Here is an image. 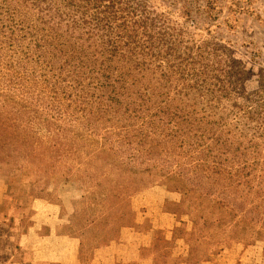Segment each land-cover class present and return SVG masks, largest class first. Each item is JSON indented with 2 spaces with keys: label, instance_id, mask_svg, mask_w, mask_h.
Listing matches in <instances>:
<instances>
[{
  "label": "rangeland",
  "instance_id": "1",
  "mask_svg": "<svg viewBox=\"0 0 264 264\" xmlns=\"http://www.w3.org/2000/svg\"><path fill=\"white\" fill-rule=\"evenodd\" d=\"M148 1L181 39L175 69L145 56L120 102L0 42V264H34L26 230L77 250L66 264L108 244L136 264L133 231L148 264H264V0Z\"/></svg>",
  "mask_w": 264,
  "mask_h": 264
},
{
  "label": "trees",
  "instance_id": "2",
  "mask_svg": "<svg viewBox=\"0 0 264 264\" xmlns=\"http://www.w3.org/2000/svg\"><path fill=\"white\" fill-rule=\"evenodd\" d=\"M32 17L34 22H28ZM166 21L153 15L148 0H0V35L4 36L0 42L26 52L23 46L42 69L56 68V60L61 59L59 69L67 66L71 87L80 88L84 98L105 95L120 102L127 79L134 76L131 72L147 65V55L162 57L163 63L166 58L175 69L172 60L181 39ZM114 61L124 66L118 68ZM129 62L136 67L128 68ZM113 71L118 75L114 77ZM97 87L103 89L101 95L96 90L87 92Z\"/></svg>",
  "mask_w": 264,
  "mask_h": 264
},
{
  "label": "crops",
  "instance_id": "3",
  "mask_svg": "<svg viewBox=\"0 0 264 264\" xmlns=\"http://www.w3.org/2000/svg\"><path fill=\"white\" fill-rule=\"evenodd\" d=\"M38 208V207H37ZM56 210V209H55ZM37 213V212H36ZM41 224H51V226H55L59 220V215L48 216L44 211L38 212L35 214ZM124 237L125 241L120 242L118 245L123 244L126 249L125 254L128 262H135L136 264H148L146 261L141 260L139 255V248L142 244V238L138 237V233L136 235L135 231L127 233ZM31 233L26 230L19 236L17 244L26 250L29 255V259L34 264H66L68 262L77 263L79 262L78 253L76 252L69 255V258L65 260L63 258V253L58 250L56 246H47L45 245L49 240H46L45 236H39V240L36 246L31 245L30 236ZM135 235V236H133ZM115 244V245H117ZM114 248L113 244H108L97 250V255L95 256L96 264H119V259L117 258V252L111 251ZM36 254V256H33ZM12 263L23 264L19 262V259L12 258L9 261Z\"/></svg>",
  "mask_w": 264,
  "mask_h": 264
}]
</instances>
